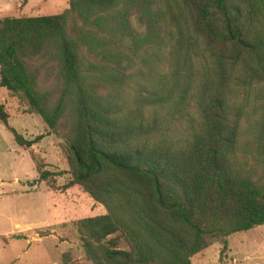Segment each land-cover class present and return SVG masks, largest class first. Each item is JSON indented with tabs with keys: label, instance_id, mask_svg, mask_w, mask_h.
Returning <instances> with one entry per match:
<instances>
[{
	"label": "trees",
	"instance_id": "trees-1",
	"mask_svg": "<svg viewBox=\"0 0 264 264\" xmlns=\"http://www.w3.org/2000/svg\"><path fill=\"white\" fill-rule=\"evenodd\" d=\"M129 1L69 0V12L89 21ZM172 2L170 72L156 84L85 62L65 15L0 20V86L26 97L51 131L66 104L73 109L74 179L66 188L83 186L109 211L77 223L92 264H192L214 243L225 249L229 236L264 226V194L235 169L250 115V153L264 160V0ZM43 41L57 43L64 81L50 112L22 59L26 46ZM89 77L112 95L98 96ZM8 120L0 103V122L20 146L42 140L24 139ZM118 233L129 250L118 248L119 237L109 239Z\"/></svg>",
	"mask_w": 264,
	"mask_h": 264
},
{
	"label": "rangeland",
	"instance_id": "rangeland-1",
	"mask_svg": "<svg viewBox=\"0 0 264 264\" xmlns=\"http://www.w3.org/2000/svg\"><path fill=\"white\" fill-rule=\"evenodd\" d=\"M1 2L8 4L1 6L0 13L7 11L0 14L1 21L65 15V30L79 43L80 56L87 63L112 67L146 84L159 83L162 75L170 72L167 53L175 29L167 8L173 5L172 0H130L89 21L69 12V0ZM90 36L91 43L84 42ZM22 59L39 103L52 111L64 86L57 43L28 45ZM87 86L100 97L113 93L110 86L90 77ZM0 103L9 115L10 127L24 139L42 137L35 147L20 146L0 122V264H92L77 223L109 211L83 186L66 188L74 179L69 149L74 125L71 104H66L56 129L51 131L26 97L0 86ZM254 120L250 115L242 124L235 169L257 193L264 194V160L251 154ZM176 132L179 137L183 134L179 127ZM44 171L49 172L45 179L41 178ZM114 237L120 239L119 249H130L121 233L109 239ZM227 241L225 249L216 242L195 255L192 264H264V226L233 234Z\"/></svg>",
	"mask_w": 264,
	"mask_h": 264
},
{
	"label": "crops",
	"instance_id": "crops-1",
	"mask_svg": "<svg viewBox=\"0 0 264 264\" xmlns=\"http://www.w3.org/2000/svg\"><path fill=\"white\" fill-rule=\"evenodd\" d=\"M4 5H8V4H4L3 2H1V4H0V10H1V6H4ZM1 13H3V14H5V13H7V11H2ZM0 13V14H1ZM2 16V15H1ZM38 144V143H37ZM32 147H35V145L34 146H32Z\"/></svg>",
	"mask_w": 264,
	"mask_h": 264
}]
</instances>
